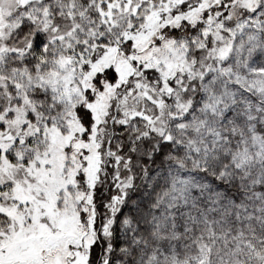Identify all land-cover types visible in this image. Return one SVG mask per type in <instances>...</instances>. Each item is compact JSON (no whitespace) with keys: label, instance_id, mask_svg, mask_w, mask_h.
I'll return each instance as SVG.
<instances>
[{"label":"snow or ice","instance_id":"1","mask_svg":"<svg viewBox=\"0 0 264 264\" xmlns=\"http://www.w3.org/2000/svg\"><path fill=\"white\" fill-rule=\"evenodd\" d=\"M0 264H264V0H0Z\"/></svg>","mask_w":264,"mask_h":264}]
</instances>
